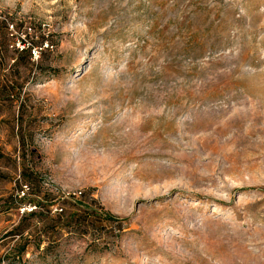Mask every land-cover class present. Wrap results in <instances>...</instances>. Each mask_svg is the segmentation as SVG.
Returning <instances> with one entry per match:
<instances>
[{"label": "rangeland", "instance_id": "374dc122", "mask_svg": "<svg viewBox=\"0 0 264 264\" xmlns=\"http://www.w3.org/2000/svg\"><path fill=\"white\" fill-rule=\"evenodd\" d=\"M0 264H264V0H0Z\"/></svg>", "mask_w": 264, "mask_h": 264}, {"label": "trees", "instance_id": "16d2710c", "mask_svg": "<svg viewBox=\"0 0 264 264\" xmlns=\"http://www.w3.org/2000/svg\"><path fill=\"white\" fill-rule=\"evenodd\" d=\"M24 51H28V49L26 48V49H24ZM34 214H35V212L34 211H31L29 213L24 214L23 215L24 216L23 218H29V217L33 216ZM21 233H22V229H20V225H16V226L12 227L9 231H7L4 234V237L5 236H14V235L21 236ZM21 250H23V247L21 248Z\"/></svg>", "mask_w": 264, "mask_h": 264}]
</instances>
